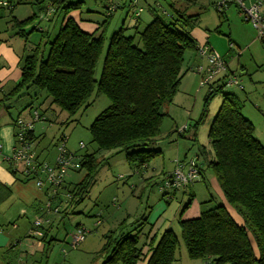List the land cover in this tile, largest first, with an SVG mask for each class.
Returning a JSON list of instances; mask_svg holds the SVG:
<instances>
[{
  "label": "trees",
  "instance_id": "trees-1",
  "mask_svg": "<svg viewBox=\"0 0 264 264\" xmlns=\"http://www.w3.org/2000/svg\"><path fill=\"white\" fill-rule=\"evenodd\" d=\"M174 1H171L174 13H164L169 15L168 19L154 8V17L145 26L122 25L110 36L97 78V65L107 38L106 25L113 15L106 14L111 4L106 6L99 29L89 33L69 16L84 0H52L55 10H65V19L55 38L48 41L47 57L36 47L24 60L21 80L0 101L1 107L36 87L39 92H45L51 104L73 117L90 105L94 94H105L110 99L111 104L89 126L97 149L82 154L81 167L67 173L82 172V178L67 183L66 175L67 184L59 190L72 192L68 200L73 204L82 202L94 183L102 163L96 156L99 151L125 152L128 162L139 169L161 153L150 146L157 144L163 119L168 114L165 107L173 102L179 89L185 53L197 47L191 29L200 25V14H188L187 10L214 4L212 0H182L185 10H181L174 7ZM36 17L37 14L24 20L14 17L13 26L26 37L23 27ZM225 86L226 82L219 79L207 90L201 116L193 124L192 140L198 141L197 130L205 122L213 96L223 93L208 132L210 148L199 145L196 158L200 160L201 177L207 169L212 171L213 175L210 174L226 203L208 208L197 217L180 219L181 237L189 257L203 259L205 264H264V143L254 135L253 123L243 114L242 99L233 92H223ZM68 117L60 124L65 125ZM164 183L165 179L160 188L164 195L190 186L167 187ZM191 196L189 205L195 195ZM127 218L104 235L100 264H137L148 252L147 264L175 261L179 238L173 229L151 236L153 226L148 227L147 216L132 222H127Z\"/></svg>",
  "mask_w": 264,
  "mask_h": 264
},
{
  "label": "rangeland",
  "instance_id": "rangeland-1",
  "mask_svg": "<svg viewBox=\"0 0 264 264\" xmlns=\"http://www.w3.org/2000/svg\"><path fill=\"white\" fill-rule=\"evenodd\" d=\"M117 1L121 0H84V3L81 4L79 9L84 11V13H87V10H92L95 12L93 18L103 19L106 13V6ZM171 1L172 0H142L140 2L144 7V11L141 14L142 18L145 20L146 18H152L154 15V12L152 13L154 8L162 15L166 12L174 13L171 7ZM216 1L219 2L220 0ZM216 1L212 0L214 4L203 9H200L198 6L191 7L187 10V13H199L201 27L209 29L210 33L225 40L227 45L232 42L231 52H227L223 56L226 58L230 70H234V74L237 76L244 89L235 85H226L223 92H233L242 99L244 103L243 114L248 116L247 118H250L249 120L253 123L254 135L264 143V42L258 38L257 29L250 22L243 19L240 14V9L235 3L229 4L224 12L220 13L216 9ZM22 6L23 7L19 10L21 15L23 14L22 16L25 17L29 16V14H31L29 7L26 5ZM174 7L185 10V4L182 0H175ZM133 9L134 8H131L128 0V5L123 8L120 7L119 11L113 12L114 15L106 25L105 34L107 38L104 53L97 65V78H99L102 70L110 36L121 28L123 22H125V25L131 22V18L134 15ZM51 13L50 21L47 20L46 17L42 19L36 17L30 27L36 25L48 28L50 32L48 38L53 40L61 27L65 10L59 9L56 12L51 11ZM47 16H49V14ZM163 16L166 19L169 17V15L165 14ZM196 28L197 27L191 30ZM216 28L219 31H217ZM44 35L45 34L38 30H35L32 32L30 39L36 41L37 44L40 43V51L43 52L44 58H46L49 45L44 41ZM215 49L219 51L216 47ZM191 51L192 50H187L186 57L184 56L186 65L189 64L188 62H193L195 60L193 53H189ZM196 67L194 69L191 68L188 75L199 74ZM208 89V85L201 87L200 84L198 91H194L195 88L193 86L191 91H189L190 93L186 91V84L183 85L182 89H178V91L183 94H179L180 96L178 98H175L176 95L174 96L176 103L170 106V112L173 118L170 115L164 117L161 125V134L157 138L159 143L150 146V148L160 149L161 153L153 157L146 166L140 169L136 168V165L128 162L125 152L99 151L96 156L102 163L88 194L82 202L78 204L74 203L73 210H71L68 216H63L64 220L55 227L52 234L58 235L61 240H64L66 229L70 228L69 232L71 234L74 233L77 226L73 225L80 220L84 221V224L80 226L85 227L88 234L90 233L88 232V230H90L89 228L94 229L95 223L100 219L103 223L97 229L101 230L100 235H102L105 231L118 226L117 224L120 223L118 211L127 209L132 220L138 219L141 216H147L150 222H153L156 217L164 219L166 222L160 229V232L162 233L167 226H171V229L174 230L179 238L177 255L180 257L183 255L187 257L186 259H189L186 245L181 237L179 220L194 218L196 216H188L191 195L196 194L193 205H196V203L200 201L203 210L217 206L221 204V201L214 192L211 184L208 181L201 180L202 177L199 181L193 183L194 186H192V189H188V192L183 190L177 191V195L173 193L164 195L160 188L166 177L164 174L171 172L175 168L176 163L174 161L176 158L186 163L190 158L196 157L199 145H205L208 149L210 148L208 132L221 106L223 93H218L213 96L208 105V113L205 122L201 124L197 130L198 141L194 143L192 140V134L194 133L193 124L201 116L205 93ZM33 90L38 91V88L32 87L27 91V94L10 99H13V102H15L12 109L13 112L23 109L25 104L31 101ZM189 94H192V97ZM89 102L90 105L87 108H82L73 117H68L65 111L62 112L64 114L60 116L59 111L61 112V110L57 106H53V108L57 109V112L51 110V115L48 117L56 121L51 122V126L48 125L50 124L49 122H45L47 133L44 138L42 137L39 145V149H44V151L40 152L41 160H47L46 162L49 163L58 155V145L62 143L60 136L63 132L68 135L66 146L69 150L76 151L78 154H85L94 152L97 149L96 144L92 141L89 126L93 120L111 104V101L105 94H94ZM67 117V123L65 125L60 124V122H63ZM186 125L189 129L183 134H180L179 132ZM176 126L177 128L175 129ZM80 141L85 144L84 148H80ZM34 150L37 151L36 147ZM4 154L10 156L12 151L10 152L7 149L4 151ZM198 163H200V160ZM210 173L213 175L212 171L207 169L208 177L211 175ZM119 175L124 177L121 178ZM80 178H82V172H71L68 174L67 179L70 182H75L80 180ZM61 194L62 193L59 195ZM205 199L206 201H204ZM211 199L212 201L208 202ZM53 201H57V198L53 199ZM183 210H186V213H183ZM127 219V222H132L130 217ZM71 234L66 241L54 243L49 253H47L49 257L47 264L93 263L98 252H94L95 249H93L91 251L92 256L80 258L82 249L79 247L81 244L77 247H73L71 244ZM90 234L92 236L91 240H94V237L97 235V230H92ZM104 242L103 237L101 246H103ZM102 256L104 257V255ZM196 260L198 259H192V261ZM95 262L96 260L94 263ZM43 264H46L45 261Z\"/></svg>",
  "mask_w": 264,
  "mask_h": 264
},
{
  "label": "crops",
  "instance_id": "crops-1",
  "mask_svg": "<svg viewBox=\"0 0 264 264\" xmlns=\"http://www.w3.org/2000/svg\"><path fill=\"white\" fill-rule=\"evenodd\" d=\"M9 1L12 2V4L14 5L12 10L0 7V101L3 98V96L7 93H10V91L13 90V88L21 80L22 67L25 58L30 56L34 52L36 47H40L39 46L40 43L37 44L36 41L30 39L32 32L38 30L39 32L45 34L43 39L44 41L47 42V45H49L48 41L50 40V38H48L50 34L49 29L39 27L36 25H32L30 27L32 22L23 27V30L25 31V33H27L26 37L19 34L18 28L13 26V18L16 17L19 20H24L34 14H37V17L38 18L40 17V19H42L49 14L47 18L49 19L51 18V14H52L51 11L56 12L59 10V8L55 10V8L51 6L52 0H9ZM141 1L142 0H140V2ZM246 2L247 4H249L253 2V0H246ZM108 3H112V2H108ZM112 4L116 5V9L113 11L116 12L119 11L120 7L123 8L124 6L128 5V0H121L114 2ZM22 5L28 6L29 9L31 10V14H29V16L26 17L22 16L23 14L21 15V13L19 12V10L23 7ZM140 5L142 6V4ZM86 12L87 13H84V11L77 9L71 11L69 16L73 17L78 23V25L84 31L93 33L97 31V29H99V26L103 22L105 17L103 19L93 18L95 16L94 11L87 10ZM153 17L154 15L152 16V18H146L145 20L144 18H142V15H140L139 19L135 20L134 19L135 16L133 15V17L131 18V22H129L128 25H125V22H123V25L127 27H133L135 24H137L140 25V27H143L147 23H149L153 19ZM64 19L65 17L63 16L61 26L63 24ZM50 20L51 19H49V21ZM34 26L36 27V29L33 30ZM209 31H210L209 29H204L203 27H201V25L197 26L196 29L191 30V34L196 40L197 46L208 44L211 45L214 49L216 47L219 50L218 52L222 55L226 54L227 52L230 53L233 45L232 42L227 45L225 40L210 33ZM189 53H193V57L195 58V60L193 61L194 63L188 62L189 64L187 65H186V60L184 61L182 67L183 74L179 86V88L182 89L183 85L186 84L187 93H190L189 91H191L193 86L195 88L194 91H198L199 84L201 85V87H204V85L201 83L203 73L198 72L199 74L188 75L190 69L191 68L194 69L198 65H204L205 67L208 63L205 58H201L199 56L197 52V47L195 49H192V51ZM185 57H186V53H185ZM231 72H234V70H232ZM179 94H183V93L178 91L175 98H178L180 96ZM184 94L187 95L186 93ZM189 95L192 97V94ZM174 103H176L175 99L173 100L172 103L166 105L165 107L168 116L169 115L171 116L170 106ZM14 104L15 102H13L12 99L10 101L8 100V102L5 105L0 107V126H1L0 141L3 143V151H6L8 149L11 152L13 151V148L16 146V144H19L20 138L18 136L17 121L19 119L26 122L33 121L34 119L33 112L35 110H39L42 115L44 114L43 117L45 116L44 118L45 120L42 121L39 120L34 122V128L32 133L34 137L32 139L33 151L39 158L38 160L47 161L40 159L41 156L40 152L44 151V149H39V145L41 142L40 140L42 139V137L44 138L47 133L46 132L47 126L45 122H49L50 124L48 125L51 126L52 125L51 122L56 121V120H52L48 116L51 115V110L57 112V109L53 108L54 105L51 104L50 98L47 97L44 92H39V90L38 91L33 90V95H31V101L27 102L23 109L13 112L12 109ZM62 112L63 111L61 112L59 111L60 116L64 114ZM176 128L177 126L175 127V129ZM35 147L37 151L34 150ZM56 156L52 162H49L50 164H55ZM177 160H181V159L176 158L174 162L176 163ZM201 180L208 181L211 184L214 192L220 199L221 203H226L222 195V192L212 175H209L208 177L207 171H205L204 176L202 177ZM67 183H65V185ZM192 186L194 185L193 184L190 185L185 190L192 189ZM60 193L62 194L57 197V201H53L52 198L53 194L51 188H49L48 185L40 188L37 184V177H35L34 175L31 176L26 175L24 172V168L21 164L14 166L6 161H0V264H43L44 261L47 264L49 258L47 253H49V250L52 248L54 243L58 241H66V239H69V236L71 234L69 232L70 228L66 229L64 240H61V238H59L58 235L52 234L55 227L61 224V222L64 220L63 216L65 215L68 216V214L74 208L73 207L74 204L71 202V200L65 198V194L67 193V190L63 189V192L59 191V194ZM175 195H177V192L175 193ZM50 200L51 202H53L54 207H59L58 213H52V212L50 213L47 211L46 205L50 202ZM204 201H206V199ZM193 203L194 202L192 201L190 207L188 208L190 209L188 216L196 215L195 217H197L204 210L203 207L200 205V201L199 203H196V205H193ZM184 213H186V210ZM118 215L120 217L119 222H121L126 217H130L131 219L130 213L127 211V209L118 211ZM37 218L42 219L41 226L37 228L41 229L43 233L44 232L46 233L44 238L43 235L39 236L33 233L34 232L33 229L35 228L34 222ZM165 222L166 221L164 219H160V217H156L155 220H153V222H150V220L148 219V227L149 224L153 226L151 236L152 235L159 236L161 234L160 229L165 225ZM102 223L103 221H101L100 219L95 223L96 225L94 229L97 230V235L94 237V240H91L92 236L90 234L94 229L89 228L90 230H88V232L90 233L86 235L85 240L81 242V245L79 247L82 249L81 252L82 254L80 255V258L81 257L88 258L92 256L91 251L93 249H95L94 252H98L96 254V258L93 260V263L96 260L94 264H100L103 262V258L99 256V251L102 248L101 245L103 243L104 235L107 234L109 231L116 229V226L114 225L115 227L113 229L107 230L102 235H100L101 230H98L97 228ZM79 224L83 225L84 221L80 220L76 222L73 226H78ZM148 227L146 231L149 230ZM170 228L172 227L167 226L165 230ZM52 238L53 241L51 240ZM149 247H150L149 245L146 246L144 251L147 252ZM148 258H149V252L148 255L140 259L137 262V264H147ZM186 258L187 257H184L183 255L180 257L176 253V259L172 264H205L206 263V261L203 259L192 261L190 257L189 259Z\"/></svg>",
  "mask_w": 264,
  "mask_h": 264
},
{
  "label": "built area",
  "instance_id": "built-area-1",
  "mask_svg": "<svg viewBox=\"0 0 264 264\" xmlns=\"http://www.w3.org/2000/svg\"><path fill=\"white\" fill-rule=\"evenodd\" d=\"M235 3L240 9V14L243 19L250 22L258 32V38L264 42V1L253 0V2L247 4L246 0H220L216 3V9L224 12L225 8L229 4ZM129 4L134 8L135 20H138L144 8L140 5V0H129ZM0 7L11 9L13 7L12 2L9 0H0ZM107 15L113 13L116 9V5L111 4L107 8ZM197 52L201 58L207 60V65H198L196 70L202 72V84L209 87L214 84L215 81L222 79L226 82L227 86H239L242 87L240 81L234 72H231L225 57L220 54L211 45L204 44L197 46ZM33 121H23L19 119L17 121L18 136L20 138L19 144L13 148L12 154L7 156L3 151V143L0 141V161H6L11 165H22L26 175H34L37 177V184L40 188L48 185L52 190V198L59 196V190L65 184V178L70 170H77L82 164V154H78L76 151L69 150L66 146V140L68 135L64 134L60 139L62 143H59V153L55 160V164H50L46 161H40L33 151L32 139L34 128V122L43 120L39 110L33 112ZM188 126H184L181 131L186 130ZM1 132V126H0ZM80 148H84L85 144L81 141L79 143ZM121 177V176H119ZM201 179L200 168L196 157L190 158L186 163L185 161L177 160L175 168L168 173L165 178L164 185L169 187L182 188L187 185L196 183ZM72 197V192L67 191L65 194L66 199ZM47 211L52 213H58L59 207H54L53 202L46 205ZM35 228L33 233L39 236L43 235V231L37 227L41 226L42 219L37 218L34 222ZM87 230L83 226H77L74 233L71 234V244L73 247H77L86 238Z\"/></svg>",
  "mask_w": 264,
  "mask_h": 264
}]
</instances>
